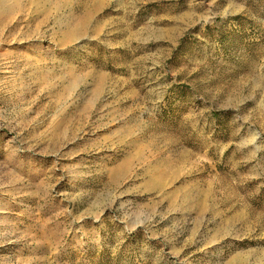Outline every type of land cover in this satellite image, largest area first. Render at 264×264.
<instances>
[{
    "label": "rangeland",
    "instance_id": "1",
    "mask_svg": "<svg viewBox=\"0 0 264 264\" xmlns=\"http://www.w3.org/2000/svg\"><path fill=\"white\" fill-rule=\"evenodd\" d=\"M0 4V264H264V0Z\"/></svg>",
    "mask_w": 264,
    "mask_h": 264
},
{
    "label": "bare ground",
    "instance_id": "2",
    "mask_svg": "<svg viewBox=\"0 0 264 264\" xmlns=\"http://www.w3.org/2000/svg\"><path fill=\"white\" fill-rule=\"evenodd\" d=\"M1 5V4H0ZM122 166V165H121Z\"/></svg>",
    "mask_w": 264,
    "mask_h": 264
}]
</instances>
